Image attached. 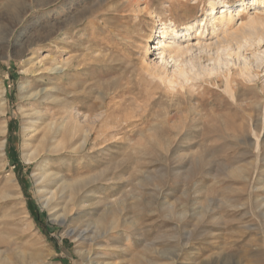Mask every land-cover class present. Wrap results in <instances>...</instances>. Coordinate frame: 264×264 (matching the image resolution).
Returning a JSON list of instances; mask_svg holds the SVG:
<instances>
[{"label": "rangeland", "instance_id": "rangeland-1", "mask_svg": "<svg viewBox=\"0 0 264 264\" xmlns=\"http://www.w3.org/2000/svg\"><path fill=\"white\" fill-rule=\"evenodd\" d=\"M174 1L0 0V264H264V38L212 50V0L171 18ZM224 1L233 30L264 17L260 0L240 15L243 0ZM189 17L203 22L184 39ZM167 20L183 56L159 55ZM231 79L243 84L237 100ZM71 84L89 91L77 102L92 131L81 150L42 130ZM45 172L60 177L47 183Z\"/></svg>", "mask_w": 264, "mask_h": 264}, {"label": "bare ground", "instance_id": "bare-ground-1", "mask_svg": "<svg viewBox=\"0 0 264 264\" xmlns=\"http://www.w3.org/2000/svg\"><path fill=\"white\" fill-rule=\"evenodd\" d=\"M103 1V0H101ZM154 0H148V4L152 3ZM196 2L188 5V0H182V1H174L171 4H169V8H167L168 10H166L167 12L169 11L170 17L172 18L178 11H182L184 14L187 13H191L196 9L195 6L199 3L200 0H195ZM261 4H263V0H260ZM253 3L257 2L259 3V0H253ZM224 5L223 7H221L220 9H223V11H221V13H216L214 14L215 10L218 9L217 6L219 4ZM227 3L226 1H222V0H212L210 2V14L209 16H212V19L210 20V25H211V29H212V43L210 45V48L213 49H218L220 46L223 45H231L233 46V44H240L242 40L247 39V38H258V37H263L264 38V17H260V15H257V13L250 15L249 21L244 24V26L242 28L239 29H235L233 30L232 26L233 23H235V18L232 16V14H230V12H228L229 10L227 9ZM47 4H49L47 2ZM146 4V3H145ZM46 5V4H44ZM147 5V4H146ZM248 4H246V1L243 0L241 6L240 11L238 12V15H240L242 12H244L246 8H244L245 6H247ZM148 7V5H147ZM11 8V7H10ZM12 8H14L12 6ZM226 8V10H224ZM13 10V9H12ZM16 10V9H15ZM17 11V10H16ZM11 12V10H10ZM247 12V11H246ZM258 12V11H257ZM17 12H15L16 14ZM26 10L24 8H22L17 16L18 18H21L25 15ZM16 16V15H15ZM191 16V15H190ZM72 17V16H71ZM70 18V17H69ZM84 18V17H83ZM191 18V20H190ZM162 20V19H161ZM203 22L202 20L200 21H196V20H192V17L187 18V22L186 24H184V28L183 30H181V33L185 32L183 34V36H181V38L187 39L190 38L191 36V31L194 30V28L196 26H198V23ZM69 23V22H67ZM57 24V23H56ZM60 24H62L60 22ZM59 24V25H60ZM71 24V23H70ZM207 25V21L204 23V25L200 28L197 39L203 40L205 38V34L207 33V27H205ZM53 26V25H52ZM49 25V27H41L38 28V30H36L35 32H37V39L40 36H47L52 34V29H56L57 26L52 27ZM61 26V25H60ZM163 28V40L160 41V47L158 48L160 53V56H163L165 54L169 55L170 57L173 56H183V54L188 53V50H182L180 45L178 46H173L172 44L170 45L168 40L169 37L173 34L175 36L178 35V26L175 22H173L172 20L169 21H164L162 24ZM64 27V26H63ZM59 28V27H58ZM65 28V27H64ZM36 29V28H35ZM59 31V30H58ZM52 36V35H50ZM174 38V37H173ZM43 39V38H42ZM149 39V38H148ZM176 39V37H175ZM65 41V40H64ZM63 41V42H64ZM36 42V41H35ZM30 44V43H29ZM63 44V43H62ZM63 47V46H62ZM67 48V47H66ZM70 49V48H69ZM220 49V48H219ZM66 49H63V51H65ZM191 50V49H190ZM63 53V52H62ZM176 58V57H175ZM62 60V59H61ZM63 61V60H62ZM43 62V61H42ZM41 62V63H42ZM61 62V61H60ZM43 64V63H42ZM47 69V68H46ZM50 70V69H49ZM55 73L57 74H61V75H67L66 71L67 69L61 66H57L55 69ZM48 71V70H47ZM246 72H249V66L246 63L244 65V68L241 69L240 74L246 75ZM78 73V72H77ZM76 74V73H75ZM78 75V74H77ZM177 76L179 78L184 77L185 80L187 82H189V80L186 78V72L184 69H180L179 72L177 73ZM231 76V75H230ZM229 76V77H230ZM72 77V76H71ZM191 77V76H190ZM220 77V76H219ZM74 79V78H73ZM211 79V78H210ZM229 79V78H228ZM62 80V79H61ZM87 80V79H86ZM169 85H175L177 83V78H175V76H172L170 78H167ZM216 81L219 82V78H215ZM89 81V80H87ZM214 81V80H213ZM73 82V80H72ZM215 82V81H214ZM237 82L236 86H233L235 83ZM60 83H62V81H60ZM71 83V82H70ZM149 83V82H148ZM86 82H83V85H85ZM178 84V83H177ZM68 85V84H67ZM80 86V84H78ZM77 84H71V92L69 93L68 96H65L64 99H62L59 104V111L56 114V118L50 120L47 125L43 126L42 130L46 131V132H51L52 130H55L57 133H65L66 137L64 138V141H62V143L60 144L61 146H64L63 149L69 147L71 149H84L86 148V146L88 145L90 139H91V130H84L86 128V125L83 124L81 122V118H88L90 119V115L87 113H83L84 116H80V112L79 108L77 107V102H85V104H88L89 102V96H88V92L86 91V87L84 88V95H80L79 92H76L79 87ZM243 84L239 83L236 79H231L228 80V82L225 84V92L230 95L231 98L236 99L240 96V90H241V86ZM66 86V85H65ZM246 86V85H245ZM81 87V86H80ZM194 87V86H193ZM241 87V88H240ZM181 88V87H180ZM63 93L66 94V88L63 87L62 89ZM207 90V89H206ZM204 91V96H198L201 97V101H205V99H207V96L210 97L211 91L207 90ZM22 94L24 93V88H21ZM26 92V91H25ZM210 92V94H209ZM192 93V92H191ZM202 93V92H201ZM39 94V93H38ZM150 94V92H149ZM188 94V93H187ZM190 94V93H189ZM188 94V96H189ZM201 95V94H200ZM192 97V96H191ZM208 97V100H209ZM212 97V94H211ZM153 98V97H152ZM192 99V98H191ZM211 99V98H210ZM198 102H200L198 100ZM207 102V101H205ZM88 106V105H87ZM82 110H84V112H88V107H81ZM3 108H0V113H2ZM138 120V119H137ZM33 122V121H32ZM35 123V120H34ZM32 123V124H34ZM134 124V123H133ZM29 130L32 133L36 132V134H38V130L37 128L32 125V126H28ZM237 127V126H236ZM32 128V130H31ZM241 129H245V125L241 124L240 125ZM28 129V128H27ZM239 130V128H238ZM6 132V126L0 124V135L4 134ZM29 132V131H28ZM82 132V136L81 139L78 140L77 139V135L78 133ZM30 134V133H28ZM35 134V135H36ZM33 135V134H32ZM63 135V134H62ZM70 135V136H69ZM68 139V140H67ZM0 153L3 155L4 152V143L0 144ZM39 153L37 152V150H31L30 154H26L25 158L27 160H29V162L31 160L37 159L39 158ZM45 176V177H44ZM43 177H44V182L46 181H55L56 179H59V175H55L53 173H49L48 175H46V172L43 173ZM54 179V180H53ZM50 182V183H51ZM48 183V182H47ZM51 194V198L50 200H48L47 204H50L52 201L55 202V193H50ZM101 223V222H100ZM99 223V224H100ZM93 228V227H91ZM89 226H87V229H85V231H82L79 235H81V238H83V240H86V237L88 234L92 233V229ZM95 228V227H94ZM72 235L76 234V229L72 230L70 232ZM95 233V232H94ZM91 235V234H90ZM77 236V235H76ZM80 238V237H79ZM88 238V237H87ZM91 239V238H90ZM93 240V239H92ZM89 241V240H88ZM92 242V241H91ZM96 243V242H95ZM91 258V257H90ZM153 263V262H152ZM148 264V263H147Z\"/></svg>", "mask_w": 264, "mask_h": 264}, {"label": "trees", "instance_id": "trees-1", "mask_svg": "<svg viewBox=\"0 0 264 264\" xmlns=\"http://www.w3.org/2000/svg\"><path fill=\"white\" fill-rule=\"evenodd\" d=\"M15 167H16V165H15ZM35 217L39 220L38 215H36Z\"/></svg>", "mask_w": 264, "mask_h": 264}]
</instances>
